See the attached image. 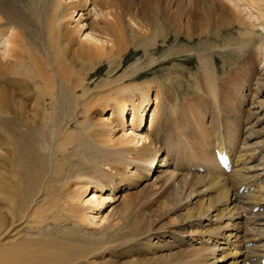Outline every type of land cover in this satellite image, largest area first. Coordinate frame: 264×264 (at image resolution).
<instances>
[{"label": "bare ground", "instance_id": "obj_1", "mask_svg": "<svg viewBox=\"0 0 264 264\" xmlns=\"http://www.w3.org/2000/svg\"><path fill=\"white\" fill-rule=\"evenodd\" d=\"M28 1L23 9L12 0H0V264H78L96 250L78 235L88 225L97 227L98 235H108L97 241L109 248L120 246L126 232L142 230V241L137 244V252L143 255L137 258L140 264H219L229 255L245 258L264 250V243L245 246L264 235L258 231L245 237L251 234L246 226L252 221L264 226V208L252 212L251 218L244 217L251 207L264 203V160L253 176L245 173L253 166H244L251 158L258 161L264 151V126L260 124L264 98H251L241 121L244 147L237 146L238 129L229 133L214 130L219 133L214 135L213 129L203 130L202 125L192 141L186 139L181 145L179 137L165 127L170 111L172 120L182 121L190 97H175V116L172 93L160 92L162 87L173 89L168 75L150 81L152 86L135 84L138 81L123 84L129 76L138 78L139 71L112 79L121 54L130 48L147 53L154 47L161 32L149 26L150 19L136 6L131 12L123 0ZM195 1L197 13L184 19L173 35L220 49L237 45L236 58L256 45V35L263 40L252 52L256 59L244 56L234 64L221 59L220 72L214 52H196V76L204 79L212 95L215 84L225 81L226 97L222 95L229 104L244 103L253 89L263 96L264 0ZM43 2L49 5L47 16L41 12ZM142 6L152 18L155 7ZM213 11L223 19L220 24L208 18ZM223 28L226 41L221 36ZM215 39L219 42L214 43ZM102 61L109 65L108 75L91 88L88 75ZM226 63L230 68H225ZM244 63L243 74L236 78ZM114 82L120 85L110 87ZM189 87L184 88L186 93ZM93 112L96 115L90 120ZM73 120L76 130L68 128ZM215 148L229 154L232 174L223 175L214 160ZM194 164L204 171H189ZM245 184L252 186V192L235 191ZM155 198L160 201L157 214L152 215L158 225L155 230L147 229L145 219L127 221L134 201L148 203ZM174 211L180 213L162 224ZM50 222L58 229L70 224L71 232L62 230L63 238L55 239L50 235ZM184 227L186 233L180 232ZM152 235L155 239L165 236L168 241L159 245L152 242ZM172 242L179 244L176 252ZM192 242L198 247L193 248ZM116 255L117 251L111 252L112 260L102 263L116 264ZM244 258L232 264H245Z\"/></svg>", "mask_w": 264, "mask_h": 264}, {"label": "rangeland", "instance_id": "obj_2", "mask_svg": "<svg viewBox=\"0 0 264 264\" xmlns=\"http://www.w3.org/2000/svg\"><path fill=\"white\" fill-rule=\"evenodd\" d=\"M12 1H14L16 4L21 6L23 9H26L27 6L29 5L28 0H12ZM123 1H124L125 5L130 7L131 12L135 11V6H136L139 9L140 14H142L144 17H146V19H150V21L147 22L149 24V26L153 27L154 30L158 29L161 32V34H160L159 39L156 40L154 47L150 48L147 53L143 52L142 50L141 51L140 50L133 51V49L130 48L125 53L121 54L122 56L120 57V66H119L118 70L115 72V74L112 75L113 76L112 79L115 80L119 76H123V75L128 76V75H131L134 71H136V73L139 71L140 73L138 75L140 77L138 76V78H136L135 75L129 76L126 78L127 81L124 82L123 84H127V83L134 84L133 82L138 81V83H135V84H145L146 83V84L152 86L150 81H157L159 78H164L166 75H168V77H166V78L171 83V85H173V89H172V91H166V88L162 87V88H160V90H161L160 92L172 93L173 96H172V102H171V104H172L171 110L176 109V107H175L176 98L175 97L182 99V100L186 97L187 98L190 97V99L188 100L189 102H187L186 105L183 107L184 108L183 109V115H184L183 117L184 118H182L183 122L177 121L176 117H174L172 120L171 119L172 114H173L172 111H170L171 116L167 119L168 122L166 121L167 126L165 128L167 130H169L174 135V137H177V138L179 137L178 140H180L181 145L186 144L187 140L192 141L195 137V133L196 134L200 133V131H198L199 128H197V127H201V125L204 126L203 130H206V128L213 129L212 133L214 135L219 134V133H216L214 130H218L221 133H222V130L223 131L227 130L228 133L230 132L231 129L232 130L233 129L239 130V127L240 126L242 127V123H244V122H241L242 119H245L244 117H246V115L248 113L247 111H249L248 107L250 105L249 103H251V98H256L257 100H262L264 98V94H263V96L262 95H256V93H255L256 91L253 92L255 90V89H253L252 91H250L251 96L248 94L249 98L246 99L244 101V103L239 105L238 102L233 101V103L229 104V101L227 100V98L226 99L224 98V97H226L225 96L226 92L223 91V87L227 85V83H225V81H224L221 84H215V86H216L215 87V93H214V95H212L207 90V88H205L206 85H205L204 79L196 76L199 72V69L197 66L198 62L196 59V52L205 51V50L214 52L215 54L213 56L215 58L217 68L219 67V72H220L221 71V65H222L221 62L223 59L224 60L231 59V62L233 64L236 62H239L242 59V57H244V56H246L247 58H252V59L255 58L256 59L255 53H252V52L256 51L258 45L262 44L263 40H260L259 36L256 35V39L254 38L255 42H256V43L255 42L254 43L256 45L254 47L251 46V48H247L246 50H243L244 52H243L242 57L236 58L239 55L237 53V47H238L237 45H229L225 49L224 48L220 49V48H216L212 43H205L204 41L200 42L197 39H192V41H189L183 35H178V37H177V36L172 34L173 31H178L180 28H182L184 19H186L188 17L191 18L192 14L197 13L198 4L196 3L195 0H187L184 3H180V0H150V1L149 0H123ZM148 2H150V4ZM142 3H144V5L149 6V8L151 10H152V8L155 7V9H154L155 12H154V14H152V18H150V13H148V11H146V9L142 6ZM48 6L49 5L47 2H43L41 12H43L44 15H46V16H47V7ZM89 8H91V6ZM91 12L93 13V11H91ZM113 13H119V12H113ZM208 18H210L212 20L214 25L220 24L223 21V19L219 18L216 15V12H214V11L208 15ZM143 26L146 27V25H143ZM224 30H225V28H223L221 30V32H223L221 36H224L223 40L226 41L225 36L227 33H225L226 31L224 32ZM232 36L233 37L237 36V32L234 31ZM215 40H212V41L214 43L219 42L217 39H215ZM250 53H252V55H249ZM227 62L230 63V61H227ZM251 64L254 66L257 65L255 63V60H251ZM262 64H263V62H261V64H259V65L261 66ZM224 65L226 66L225 67L226 69L229 67L228 66L229 64H227V63ZM97 66H98V68H97ZM245 67H246V63L240 65V68L237 69V75L235 76L236 78H239L243 74V70L245 69ZM108 71H109V65L105 61H102L100 64H97L96 67L94 69H92V72L88 75V77H91L90 82L92 81L90 83L91 88H94L96 82H99L100 80L105 79L108 75L107 74ZM174 76H176V78H174ZM192 76H194V77H192ZM145 78H147V79H145ZM174 79L179 80L182 83L181 85L183 87L176 84ZM254 79L256 80L255 76H254ZM130 84H128V85H130ZM192 84H194V86H192L194 88L189 87ZM195 84L198 87L200 86L201 87L200 89L202 91L200 89L198 90V88L195 87ZM118 85H120V84H118L117 82H114L110 87L116 88V87H118ZM187 87L190 88L189 91H187L188 94L184 91V88H187ZM247 93H249V92L245 91V94H247ZM222 94L224 95V97ZM202 97H204V98L202 99ZM199 98H201V99L199 100ZM219 105H221V106H219ZM186 109H188L189 111ZM177 113H178V110H175L174 111L175 116L177 115ZM95 115H96V112H93L92 116L89 117L90 120H93L94 119L93 116H95ZM106 115L108 116V114H106ZM215 118H216V121L214 120ZM189 120H191V121H189ZM74 121L75 120L71 121V123H70L71 125H69L70 127L68 126V128L70 130H76ZM207 124L210 126L207 127ZM260 124L262 126H264V121L261 122ZM168 126L169 127L171 126V127L169 128ZM224 127H226L227 129L226 128L224 129ZM228 129H229V131H228ZM188 130H190V131H188ZM195 131H197V132H195ZM221 133H220V135H221ZM231 133H233V132H231ZM243 133L244 132L242 130H239L236 133L238 148L245 146V139H244ZM254 141H255V139H253L250 142L252 143ZM192 155L195 156L194 153ZM193 156H191L192 159H194ZM263 160H264V151H261L258 155V161L257 160L255 161L254 159L251 158L246 162V164L244 166L247 169L249 166H253V167H252V169L246 171L245 173H248L249 176L250 175L253 176L256 172L259 173L261 170V167H262V165L260 163L263 162ZM192 161H197V160L194 159ZM257 163H259V164H257ZM257 165H259V166H257ZM173 166H176V162L173 164ZM181 170H182V168H181ZM203 171H204V169H202V172ZM231 174H232V170H231ZM152 175L153 174H151L150 177H148V180L151 178ZM138 184H136L135 186H137ZM140 188L141 187L134 188V189H132V191H138ZM144 201L145 200H143V199H141V200L137 199L136 201H134L132 203L131 208L128 210L127 221H130V220L135 221V220L145 219L148 221L147 229L149 231L155 230L158 227V225L155 226L156 223L154 222V219H152V215L157 214L160 201L156 200V198H155V200H151L148 203H145ZM262 205L264 206V203ZM263 206H261V207H263ZM42 209H44V208H42ZM144 211L146 213L143 216H141V213ZM179 213L180 212L174 211V212L168 214L167 217H165L162 220V224L167 223L170 217L176 216ZM248 218H251V216H249ZM204 222L202 223V226H204V224H206V221H204ZM157 224H159V223H157ZM252 225L253 224H251V226ZM260 226H263V225H260ZM250 228H252V227H250ZM263 228H264V226H263ZM62 230H64L66 233H70L71 232V225L70 224H66V225L62 224L61 229H58L57 227H53L52 223H51L50 235L53 236L55 239L63 238L62 237ZM96 230H97V227H91L88 225L82 231V233H78V235L83 239L84 243L89 248H91V250H92V247L96 248L95 252L89 253L87 255L85 254L86 257L81 258L78 261V264H104L102 262L112 260L109 256V254L113 251H117L116 264L122 260H125V259L129 260V262H127L126 264H140L137 262V258L139 256H143V255H141L140 253L137 252V244H138V242L142 241L140 239V233L142 232V230L139 229V230L126 232V234L123 236V239L120 240L121 241L120 246H116V247L112 246L110 248H109V246H107V244H105V246H101L102 244H100L97 241L99 239H102L103 237H107L108 235L100 236L97 233H95ZM158 230H159V228H158ZM186 231H187V229L184 227V228H182V230L180 232L186 233ZM146 239L147 238L145 237L143 240H146ZM193 239H195L196 241L198 240L196 238H193ZM151 240H152V242L156 241V242H158L159 245H162L168 241V238L163 236L161 239H155V236L152 235ZM202 242H203V239H202ZM192 243H193V246H192L193 248L198 247L196 243H194V242H192ZM198 244L201 246V244H203V243L198 242ZM178 245L179 244L177 242H172L171 246H172L173 252H176L178 250ZM208 245L211 246L210 243ZM254 246H252V247H254ZM227 247H228V245H227ZM107 248H109L110 250L107 251L106 250ZM226 250L230 251L231 248H228ZM222 254H224V253H222ZM106 258H109V260H105ZM236 258L237 259H243L244 257L241 256V258H239V257H236L235 255H229V257H226L225 259H223L221 261V263H219V264H232V263H234V261H237ZM234 259H236V260H234Z\"/></svg>", "mask_w": 264, "mask_h": 264}]
</instances>
